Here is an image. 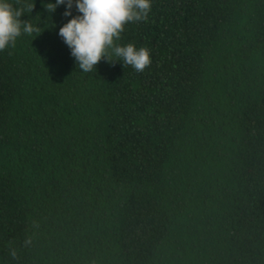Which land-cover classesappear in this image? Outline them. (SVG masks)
Returning <instances> with one entry per match:
<instances>
[{"label": "trees", "instance_id": "obj_1", "mask_svg": "<svg viewBox=\"0 0 264 264\" xmlns=\"http://www.w3.org/2000/svg\"><path fill=\"white\" fill-rule=\"evenodd\" d=\"M10 2L38 32L0 51V264H264V0H153L116 41L140 73L79 69L76 0Z\"/></svg>", "mask_w": 264, "mask_h": 264}, {"label": "clouds", "instance_id": "obj_2", "mask_svg": "<svg viewBox=\"0 0 264 264\" xmlns=\"http://www.w3.org/2000/svg\"><path fill=\"white\" fill-rule=\"evenodd\" d=\"M64 3L65 0H55V3H47L45 8L51 13ZM72 4L73 0H67L66 16L71 14ZM152 6L153 0H76V7L82 15L64 24L59 35L71 49L79 69L85 73L91 72L102 58L109 62L120 60L140 73L151 63L149 49L143 46L137 49L133 43L121 46L116 41L127 23L146 21ZM33 7L34 4L30 3L19 7L10 0H0V51L10 43L14 46L22 31L29 35L38 32V28L20 19L25 12L31 13ZM32 242L33 238L29 236L23 246H31ZM8 254L15 259L18 250L10 247Z\"/></svg>", "mask_w": 264, "mask_h": 264}]
</instances>
